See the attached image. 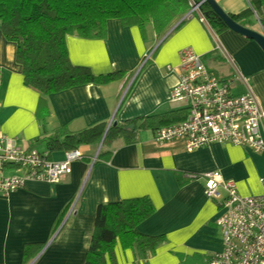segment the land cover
<instances>
[{"label": "crops", "instance_id": "obj_1", "mask_svg": "<svg viewBox=\"0 0 264 264\" xmlns=\"http://www.w3.org/2000/svg\"><path fill=\"white\" fill-rule=\"evenodd\" d=\"M215 1L227 13L250 9L251 15L240 24L251 29L255 28L249 22L257 20L255 12L260 14L264 4V0ZM185 15L160 36L147 26L142 37L136 25L123 26L117 18L107 21L102 39L67 35L73 64L95 75H118L105 83L50 93L46 96L49 112L42 120L37 115L41 95L24 84L16 43L0 29V131L22 148L47 151L43 143L34 144V139L61 126L78 131L106 122L108 128L137 116L167 112L164 118L153 119L151 126L137 130L133 142L119 137L106 144L101 139L81 145L77 149L81 158L71 161L68 173L55 182L27 179L19 189L0 191V264H83L97 206L140 196H148L155 210L137 230L163 234L164 240L148 256L136 247L117 244L115 264H206L221 249L216 224L221 207L206 196L201 175L218 170L225 180L234 182L240 194H259L264 151L217 142L188 151L183 138L158 142L154 134L158 127L186 117V105L170 99L179 81L183 49L201 55L220 77L237 73L241 78L235 81L233 92L251 90L262 107L264 52L254 40L231 29L216 33L197 13ZM258 32L263 33V28ZM217 43L221 48H216ZM260 130L264 138V122ZM48 156L62 160L65 151H50ZM189 173L197 176L189 177ZM72 203L74 212L68 214Z\"/></svg>", "mask_w": 264, "mask_h": 264}, {"label": "trees", "instance_id": "obj_2", "mask_svg": "<svg viewBox=\"0 0 264 264\" xmlns=\"http://www.w3.org/2000/svg\"><path fill=\"white\" fill-rule=\"evenodd\" d=\"M189 8V0H0V29L7 40L16 43L15 57L21 65L24 84L41 95L37 115L42 120L49 112L46 96L50 93L86 83H105L118 75V72L95 75L89 68L73 64L66 45L67 35L102 39L106 36L107 21L117 18L123 26L136 25L142 37L147 26L160 36ZM199 10L216 33L229 29L206 1ZM228 15L245 24L244 18L251 15V10ZM166 114L141 115L110 124L108 128L106 122L78 131L61 126L35 138L33 143H43L48 152L74 150L101 139L106 144L119 137L130 143L137 130L151 126L153 119L164 118ZM130 124L132 129L128 128ZM154 210L148 196L99 204L83 264H115L117 244L122 248L136 247L145 256L150 255L164 235L143 234L137 225Z\"/></svg>", "mask_w": 264, "mask_h": 264}, {"label": "built area", "instance_id": "obj_3", "mask_svg": "<svg viewBox=\"0 0 264 264\" xmlns=\"http://www.w3.org/2000/svg\"><path fill=\"white\" fill-rule=\"evenodd\" d=\"M189 1L185 18L198 13L199 19L206 23L199 10L204 0ZM255 16L264 33V4L261 13L255 12ZM216 48H221L219 43ZM151 53L145 54L144 61ZM179 68V81L171 89L170 99L184 102L187 114L181 121L157 128L155 140L168 142L183 138L188 151L215 142L264 151L260 130L264 107L251 90L233 92L232 87L241 76L237 73L226 78L218 76L207 67L201 55L190 48L181 51ZM80 158V152L74 149L65 151L64 159L53 160L48 151L22 148L0 131V191L9 193L19 189L27 179L55 182L68 173L71 161ZM95 159L96 156L92 163ZM8 167L21 172L5 174L4 169ZM188 175L197 176L195 173ZM201 176L205 180L206 196L221 207L216 224L222 247L206 264H264V177L260 179L261 193L242 195L234 182L225 180L218 170L206 171ZM74 204L68 214L74 212Z\"/></svg>", "mask_w": 264, "mask_h": 264}, {"label": "water", "instance_id": "obj_4", "mask_svg": "<svg viewBox=\"0 0 264 264\" xmlns=\"http://www.w3.org/2000/svg\"><path fill=\"white\" fill-rule=\"evenodd\" d=\"M207 3L210 4L211 8L215 11V13L223 20V22L228 26L229 29L248 37L252 40H254L259 47L264 52V34L261 32H258L254 29L248 28L243 26L242 24L236 22L234 19H232L226 11H224L215 0H204ZM182 19L178 21L181 22ZM176 26V25H175ZM130 128L133 127V124L129 125Z\"/></svg>", "mask_w": 264, "mask_h": 264}, {"label": "rangeland", "instance_id": "obj_5", "mask_svg": "<svg viewBox=\"0 0 264 264\" xmlns=\"http://www.w3.org/2000/svg\"><path fill=\"white\" fill-rule=\"evenodd\" d=\"M256 21H257L256 19L254 20V18H252V21L249 22V24H251L252 27L255 28L254 30H256V31H261L262 28H260V26L257 24ZM151 51H152V50H151ZM218 76H219V75H218ZM177 104H178V105L180 104V105H183V106H184V102H182V101H177ZM38 149H42V146H39ZM4 171H5V172H4L5 174H9V172H7L6 169H5Z\"/></svg>", "mask_w": 264, "mask_h": 264}]
</instances>
